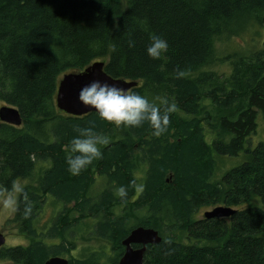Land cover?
<instances>
[{"label": "trees", "instance_id": "1", "mask_svg": "<svg viewBox=\"0 0 264 264\" xmlns=\"http://www.w3.org/2000/svg\"><path fill=\"white\" fill-rule=\"evenodd\" d=\"M239 16L240 24L264 29V0H0V105L22 118L18 128L0 122V186L10 191L33 178L24 191L35 202L27 217L20 202L13 219L28 246L4 251V258L43 264L67 252L71 226L62 227L63 212L50 231L59 244L47 246L34 229L39 192L63 210L73 203L80 219L97 218L94 237L116 242L117 264L133 229L124 228L126 218H110L123 185L124 198H132L127 209L140 212L134 228H152L162 238L147 248L144 264H264V142H252L259 117L264 125V48L247 60L226 57L229 75L200 72L220 61L214 41ZM153 34L169 43L156 60L146 53ZM99 61L108 76L137 82L131 91L157 104V96L175 102L166 133L153 136L147 122L117 128L96 113L59 112L61 77ZM77 126L92 127L109 143L100 146L101 159L73 176L66 155ZM236 157L240 165L219 179L211 174L217 158ZM98 178L106 187L91 197ZM217 206L236 213L195 220L201 208ZM68 262L99 264L93 256Z\"/></svg>", "mask_w": 264, "mask_h": 264}, {"label": "rangeland", "instance_id": "2", "mask_svg": "<svg viewBox=\"0 0 264 264\" xmlns=\"http://www.w3.org/2000/svg\"><path fill=\"white\" fill-rule=\"evenodd\" d=\"M241 17L232 22L226 30L222 32V34L215 39V49L216 55L220 61H218L214 66L211 65L208 68H204L201 71H213L216 75H229L232 73V64L225 59L226 57H230L233 59H240L241 57L247 59H251L253 55L260 52L264 48V29L254 25L249 20H246L245 24H240ZM236 34V35H234ZM203 73V72H202ZM209 107V103L206 101ZM4 106V104H1ZM8 106V105H5ZM187 116V115H186ZM189 116L185 117L188 118ZM255 135V140L252 141L254 145H257L259 142H264V125L260 119L257 120V131ZM208 142L210 138H207ZM135 148V147H134ZM138 148V145H136ZM135 148V151H136ZM217 162L214 164V170L211 171V174L216 176V179H219L229 170L237 167L241 164L242 158H217ZM145 169V166H142ZM141 173H136L135 177L140 179ZM167 181L171 178H167ZM32 179L31 181H33ZM23 186V188L27 187V182L19 181L17 182ZM30 183V182H29ZM169 183V182H166ZM107 184V180L103 178H98L97 181L91 185L90 188V196L95 197L97 195H101L102 191L105 189ZM120 202L116 203V208L113 210V215L110 218H126L124 222V228L131 229L136 225L138 218L140 217V212L131 211L129 208L132 205V198H120ZM255 207H261L259 202L251 203ZM59 201H53L48 197L46 199L45 204L40 207V212H34V229L38 233L39 238L42 239L47 246H54V244H59L60 239H55L50 237V231L53 228V224L61 214L62 227L64 225L71 226L65 230L67 237L65 240L66 251L64 255L61 257L65 258V260H70L73 262L76 259H84L91 258L92 256L96 259L99 264H112L114 260V255L117 247H115V241H107V240H96L94 237L95 223L97 222V218L86 217L85 219H80L77 211H72L73 203L70 205L64 206ZM213 207L209 208H201L200 212L196 213L195 220H201L203 218V214L207 211H211ZM68 211H65L67 210ZM65 211V213H64ZM15 212H11L6 210L2 205H0V230L7 232V236H10L8 243L6 244V248L8 247H16L18 245H23L28 243V239L22 237L20 234L16 233L15 229L10 230L11 227L7 226L10 220L15 217ZM66 221H63L65 220ZM74 219V220H72ZM69 222V223H68ZM10 228V229H8ZM61 228V227H60ZM131 229V230H133ZM21 230V229H20ZM130 233V232H129ZM28 236V234H25ZM129 234H127L128 236ZM72 242L73 248L69 249L67 243ZM124 248V247H123ZM10 260L6 258L4 261L0 260V264H10Z\"/></svg>", "mask_w": 264, "mask_h": 264}, {"label": "clouds", "instance_id": "3", "mask_svg": "<svg viewBox=\"0 0 264 264\" xmlns=\"http://www.w3.org/2000/svg\"><path fill=\"white\" fill-rule=\"evenodd\" d=\"M129 46H133L130 41ZM169 43L159 35L150 37V44L146 48L147 55L153 59H159L168 51ZM178 76L183 73H178ZM78 100L84 106H91L98 117L114 124L117 128H139L145 122L152 129V135L159 137L167 132L170 123V114L176 110L174 101L170 102L166 97H155L159 103L150 101L146 96L138 92L129 91L115 83L109 84L100 80H92L85 84L78 93ZM77 135L70 141V147L66 155L68 171L73 176L80 175L81 171L101 159L103 152L100 146L107 145L109 139L93 130L92 127H75ZM142 190L138 188V191ZM24 188L19 183H14L12 189L0 194V205L11 212L18 211L19 198L25 196ZM115 195L124 198L127 195L125 186L120 185L115 190ZM30 202L25 203L23 209L25 217L31 213ZM170 241H165L169 243Z\"/></svg>", "mask_w": 264, "mask_h": 264}, {"label": "water", "instance_id": "4", "mask_svg": "<svg viewBox=\"0 0 264 264\" xmlns=\"http://www.w3.org/2000/svg\"><path fill=\"white\" fill-rule=\"evenodd\" d=\"M105 63L103 61L95 62L89 67L78 73L64 74L58 82L55 95V105L59 112L69 116L83 117L91 113H96L91 106H84L78 100L80 89L92 80H100L109 84L115 83L119 87H123L129 91L137 87V82H127L122 79H114L104 73ZM18 110L14 107H0V122L12 127H21L22 118L18 114ZM97 114V113H96ZM236 211L223 207H213L211 211L203 214L205 219H222L231 217ZM122 241L121 245L125 251L117 264H144V256L149 246H154L162 242L156 231L143 227H136ZM5 244V239L0 234V247ZM138 246V248H134ZM43 264H69L68 260L62 257H50Z\"/></svg>", "mask_w": 264, "mask_h": 264}, {"label": "flooded vegetation", "instance_id": "5", "mask_svg": "<svg viewBox=\"0 0 264 264\" xmlns=\"http://www.w3.org/2000/svg\"><path fill=\"white\" fill-rule=\"evenodd\" d=\"M33 178H31V179H29V180H22L23 182H27V185L29 184V182H31V180H32ZM5 190L6 189H2V186H0V191H1V194L2 193H4L5 192ZM36 197H37V203H36V209H37V212H38V214H39V212H40V210H39V208L40 207H42L44 204H45V202H44V198H43V195L41 194V193H39V192H37L36 193ZM32 198H33V195H32V191L30 190L27 194H26V196H21L20 198H19V203L20 202H30V204H31V207H34L35 206V202L34 201H32ZM17 212V211H16ZM15 212V213H16ZM14 213V214H15ZM15 216H16V214H15ZM15 217H13L11 220H10V222H9V224L7 225V226H9V227H11V229L10 228H8L7 226V228L8 229H10V230H14L15 229V231H16V233H18V234H20L22 237H25L26 239H28V241H29V238H27L28 236H26V235H23L21 232H20V221H14L13 219H14ZM0 233L2 234V235H4V239H5V244L2 246V247H0V260L1 261H4L6 258H4L3 257V253H4V251H6V250H8V249H11V248H16V247H21V248H25V247H27L28 246V243L27 244H23V245H18V246H16V247H8V248H6V244L8 243V241H9V239L8 238H10V236H7V232H5V231H3V230H0ZM136 247H138V246H136ZM135 248V247H134ZM124 251V250H123ZM9 263L10 264H15L13 261H9Z\"/></svg>", "mask_w": 264, "mask_h": 264}, {"label": "bare ground", "instance_id": "6", "mask_svg": "<svg viewBox=\"0 0 264 264\" xmlns=\"http://www.w3.org/2000/svg\"><path fill=\"white\" fill-rule=\"evenodd\" d=\"M231 209V208H230ZM232 210H234V209H232ZM234 211H236V210H234ZM236 213V212H235ZM135 229V228H134ZM148 229H152V228H148ZM152 230H154V229H152ZM132 231V230H131ZM130 231V232H131ZM154 231H156V230H154ZM156 233H157V231H156ZM1 234V233H0ZM4 236V235H3ZM158 236H159V234H158ZM160 237V236H159ZM124 251H125V249H124ZM124 253V252H123ZM123 255V254H122Z\"/></svg>", "mask_w": 264, "mask_h": 264}]
</instances>
